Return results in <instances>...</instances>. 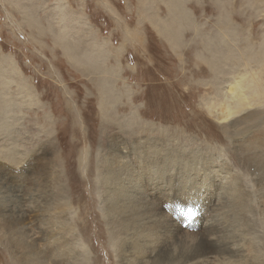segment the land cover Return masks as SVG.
<instances>
[{
    "label": "rangeland",
    "instance_id": "obj_1",
    "mask_svg": "<svg viewBox=\"0 0 264 264\" xmlns=\"http://www.w3.org/2000/svg\"><path fill=\"white\" fill-rule=\"evenodd\" d=\"M154 23L168 30L178 23V44ZM75 24L79 26L73 28ZM230 28L238 34L232 42L236 58L247 57L243 66L217 64L212 58V39L218 40L224 29L232 34ZM65 29L66 37L57 36ZM263 43L264 0H0V59L6 60L0 62V77H7L0 79V186L8 190L0 192L1 201L15 199V207L22 209L26 199H38L52 212L66 214L70 227L62 232L68 233L76 256L68 259L67 254L62 263L119 264L106 234L101 198L104 164L122 148L143 156L156 138L174 147L198 146L223 158L256 198L258 185L264 186V146L254 151L234 146L260 128L245 117L252 110L239 113L228 126L229 121L216 118L218 109L209 113L208 105L213 107L220 90L225 92L223 81L230 80L232 71L258 67V80L264 82ZM213 47L226 52L227 44ZM199 51L211 55L218 69L198 58ZM71 52L76 59L69 57ZM252 52L258 60L248 58ZM262 103L258 109H264ZM6 120L15 123L7 129ZM254 152L256 158L248 164ZM152 153L149 160L160 157V152ZM10 188L19 199L8 196ZM255 202L245 206L242 227L264 258V241L254 238L264 237V217L256 213ZM20 213L24 223L37 210L33 206ZM9 215L1 222L11 225ZM0 228V264H18L10 253L15 248L7 240L11 234ZM76 238L86 247L77 245Z\"/></svg>",
    "mask_w": 264,
    "mask_h": 264
},
{
    "label": "bare ground",
    "instance_id": "obj_2",
    "mask_svg": "<svg viewBox=\"0 0 264 264\" xmlns=\"http://www.w3.org/2000/svg\"><path fill=\"white\" fill-rule=\"evenodd\" d=\"M154 26L158 31H163L171 43L178 44V36L181 31V26H178V23L174 25L177 26L175 29L170 30L165 24L155 25L154 23ZM231 31L232 34H229L224 29L222 34L219 33L218 40L216 37L212 39V58L217 61V64L224 62L231 66L234 64L243 66L244 63H247V57L237 54L236 58V47L233 44H236L235 38L238 34H235V29ZM241 40L244 41V39ZM225 42L227 44L226 52L213 47V44ZM256 52H252L248 58L257 59ZM259 52L258 54H260ZM197 53L198 58L208 59L212 69L217 68L216 62L212 63L211 55L205 57L200 51ZM71 54L69 57L75 58L76 54L74 52ZM84 59L81 60L84 61ZM78 60L80 59L78 58ZM259 69L258 67L257 69H245L244 73V70L241 69L239 73L232 71V77L228 82L223 79L226 85L225 92L220 90L221 94L218 95V100H212L213 97L209 99L211 103L214 101L213 107H210L211 104L208 105L209 113L211 114L213 108L218 109L217 115L215 113L216 118L218 121H229L228 126L239 113L252 110H249L250 112L245 117H252L249 120H254L260 128L256 130V134L254 131V136L248 135L247 138L235 142V148L239 143L246 150L252 151L264 146V117L262 116L264 109H258L262 106L260 103L264 104V95L261 96L264 94V82L258 80L261 73ZM245 75L248 76V79ZM0 79L7 81L6 76L0 77ZM252 80L255 85L251 84ZM214 84L216 86V83ZM0 86H3L2 82H0ZM212 86L214 87V85ZM216 88L218 92L220 88L218 86ZM0 98H3L1 91ZM252 107L256 108L252 109ZM11 114L14 113L11 112ZM3 119L5 120V117ZM240 121L242 120L240 119ZM14 123L13 120L8 122L6 120L3 126L8 129ZM226 126L223 125L224 133H227ZM160 140L158 138L150 140L148 146H145L146 150L143 156L140 151H128L129 149L122 148L117 151L114 159L112 158L110 161L108 159L109 162L104 164L102 174L104 194L102 193L103 196L100 197L101 211L103 218L107 221L106 234L110 243H113V247L116 248L119 264H264V258L252 247L247 233L242 227L244 208L248 206L249 200L256 201L258 206L256 213L264 217V186L258 185L260 193L256 194V198H253L251 190L249 191L248 187L243 186L235 169L229 170L228 165L222 161L223 158L220 156L205 149H199L198 146L192 148L188 144L180 148L167 142L161 143ZM142 149L144 148L142 147ZM153 151L160 152V157L149 160L151 154H154ZM255 158L254 152L246 161L251 164ZM1 179L0 185H2ZM13 190L15 189L10 188L9 191L12 193L8 196L19 199V192ZM0 192H8V190L6 187L0 186ZM32 194L28 193L27 195L33 198ZM4 202L5 204H2L3 207L0 209V227H7L8 233L11 234L10 240H7L9 243L11 241L15 248L11 247L10 253L18 264H52L51 261H54L55 264H65V262L62 263V260L67 254L70 255H67L68 259L76 256H74V248L69 242L70 239L67 238L68 233L62 232L63 228L65 230L70 227L64 212L57 211L56 208V211L52 212L51 206H46L43 201L39 202L38 199L33 201L26 199L24 202L28 205L25 204L22 209L15 207V199L6 198ZM33 206L37 210L36 216L33 220L22 223L20 212ZM250 210L254 211L255 209ZM17 211L19 213H14ZM6 215H9L11 225L1 222V219L4 220ZM14 228L22 242L13 235ZM1 232L0 228V234H2ZM254 238H258L261 242L264 241V237L255 236ZM76 240L77 245L85 246L77 238ZM74 243L76 244V242ZM85 249L89 251V249ZM86 253L88 252L86 251Z\"/></svg>",
    "mask_w": 264,
    "mask_h": 264
},
{
    "label": "crops",
    "instance_id": "obj_3",
    "mask_svg": "<svg viewBox=\"0 0 264 264\" xmlns=\"http://www.w3.org/2000/svg\"><path fill=\"white\" fill-rule=\"evenodd\" d=\"M78 24H80V23H78ZM78 26H79V25H76V24H75V25L72 26V27H73V28H77ZM66 31L68 32V30H66V29L63 30V32H61V34H57V36H58V35H64V36L66 37ZM55 43H56V42H55ZM55 43H54V44H55ZM0 58H1V57H0ZM5 61H6V60H5V57H2V59H0V62H5Z\"/></svg>",
    "mask_w": 264,
    "mask_h": 264
}]
</instances>
